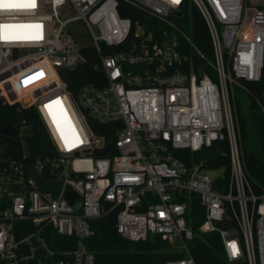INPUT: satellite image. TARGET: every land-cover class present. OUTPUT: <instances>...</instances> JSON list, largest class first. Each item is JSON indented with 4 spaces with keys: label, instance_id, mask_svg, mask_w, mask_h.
I'll return each mask as SVG.
<instances>
[{
    "label": "built area",
    "instance_id": "obj_1",
    "mask_svg": "<svg viewBox=\"0 0 264 264\" xmlns=\"http://www.w3.org/2000/svg\"><path fill=\"white\" fill-rule=\"evenodd\" d=\"M5 2L19 6L0 7V97L36 110L56 155L27 159L25 125L14 137L23 152L5 155L0 144V263L95 264L91 222L116 209L122 237L158 236L172 247L176 256L158 264H197L196 195L205 214L199 231L219 234L227 260L264 264V190L246 167L236 115L241 81L262 78L264 0ZM193 9L208 27L212 58L184 28ZM131 10L142 14L123 15ZM73 22L82 29H70ZM86 46L98 55L103 85L75 94L62 73L86 60ZM96 129L112 130L115 154L97 155L107 138ZM224 141L228 172L195 158ZM31 163L63 182L56 198L37 187Z\"/></svg>",
    "mask_w": 264,
    "mask_h": 264
},
{
    "label": "trees",
    "instance_id": "obj_2",
    "mask_svg": "<svg viewBox=\"0 0 264 264\" xmlns=\"http://www.w3.org/2000/svg\"><path fill=\"white\" fill-rule=\"evenodd\" d=\"M140 11L123 12V15H140ZM184 28L191 34L196 46L201 49L209 58L213 57V48L204 19L196 9L186 12L184 18ZM81 52L86 60L75 70L62 73L67 81L68 89L75 94L84 84H94L102 86V70L95 69L98 62L96 51L90 47H82ZM244 86L237 88L249 96V107L244 110L242 102L237 97V124L241 136V147L246 167L255 180L258 189L264 190V69L262 78L258 82L241 81ZM246 89V90H245ZM55 127L59 132H63V123L54 119ZM5 124H11L20 129L22 125L31 128L28 138L27 159L35 161L37 157L52 158L55 151L48 136V132L38 113L34 108L22 109L19 103H4L0 97V128ZM94 127L99 128L107 124L92 121ZM66 128V127H65ZM112 130L96 129L97 133L104 134L107 138L106 148L97 155L112 156L116 153L110 140ZM0 144L4 147L5 155H17L23 152L17 139L0 132ZM228 150L226 141L221 143L220 150L215 146L195 153V158L202 156L210 157L207 162L208 168L225 167L224 172H228L229 161L227 156L222 154ZM185 157L190 156L188 149L181 151ZM213 158L216 159L213 161ZM205 218L204 210L198 197L195 195L191 202L190 222L195 230L194 239L191 242V252L197 264H232L225 255L222 241L217 232L203 233L199 231V226ZM93 235L88 239L90 249L95 254V264H158L159 262L173 258L172 247L158 236L149 237L146 240L132 241L122 237L116 228L117 210H111L104 216L91 222ZM223 227H230L233 224L220 223ZM1 264V263H0ZM236 264H247L245 260H240Z\"/></svg>",
    "mask_w": 264,
    "mask_h": 264
},
{
    "label": "water",
    "instance_id": "obj_3",
    "mask_svg": "<svg viewBox=\"0 0 264 264\" xmlns=\"http://www.w3.org/2000/svg\"><path fill=\"white\" fill-rule=\"evenodd\" d=\"M0 132L10 137H16L18 129L11 124H5L0 128ZM28 170L39 189L50 193L54 198L59 195L63 185L61 180L47 178L45 174L43 172H39L36 166L32 163L28 165ZM66 196L71 201H73L75 198V194L71 192H68Z\"/></svg>",
    "mask_w": 264,
    "mask_h": 264
},
{
    "label": "rangeland",
    "instance_id": "obj_4",
    "mask_svg": "<svg viewBox=\"0 0 264 264\" xmlns=\"http://www.w3.org/2000/svg\"><path fill=\"white\" fill-rule=\"evenodd\" d=\"M247 1L249 2V4L256 2V0H247ZM80 28L82 29L81 22H73L70 25V29H72V30L80 29ZM236 95L239 98V100H241L242 107L244 108V110H247L248 107H249V102H250L249 96L247 95V93L245 91H242V90H239L238 89V90H236ZM23 134H24L25 137L30 136V134H31V128L29 126L25 127L23 129ZM214 174L221 175L222 174V171L221 170L220 171L219 170H216V171H214L212 173V175H214Z\"/></svg>",
    "mask_w": 264,
    "mask_h": 264
},
{
    "label": "snow or ice",
    "instance_id": "obj_5",
    "mask_svg": "<svg viewBox=\"0 0 264 264\" xmlns=\"http://www.w3.org/2000/svg\"><path fill=\"white\" fill-rule=\"evenodd\" d=\"M173 2L176 3V2H179V0H173ZM18 6L19 5L15 3H6L5 0H0V7L11 8V7H18ZM28 6H34V0H33V4H30Z\"/></svg>",
    "mask_w": 264,
    "mask_h": 264
},
{
    "label": "bare ground",
    "instance_id": "obj_6",
    "mask_svg": "<svg viewBox=\"0 0 264 264\" xmlns=\"http://www.w3.org/2000/svg\"><path fill=\"white\" fill-rule=\"evenodd\" d=\"M59 123H62V122H59Z\"/></svg>",
    "mask_w": 264,
    "mask_h": 264
}]
</instances>
